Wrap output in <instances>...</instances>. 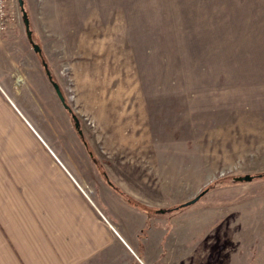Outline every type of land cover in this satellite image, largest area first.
I'll return each mask as SVG.
<instances>
[{
  "label": "rangeland",
  "instance_id": "obj_1",
  "mask_svg": "<svg viewBox=\"0 0 264 264\" xmlns=\"http://www.w3.org/2000/svg\"><path fill=\"white\" fill-rule=\"evenodd\" d=\"M23 6L28 40L17 0L2 32L23 35L29 52L11 93L93 205L129 210L107 212L136 231L134 252L156 264H264V0ZM243 175L254 178L233 179Z\"/></svg>",
  "mask_w": 264,
  "mask_h": 264
},
{
  "label": "crops",
  "instance_id": "obj_2",
  "mask_svg": "<svg viewBox=\"0 0 264 264\" xmlns=\"http://www.w3.org/2000/svg\"><path fill=\"white\" fill-rule=\"evenodd\" d=\"M25 35L28 40L26 28ZM21 53H29L23 35L0 33V264H156L133 250L136 231L132 237L130 227L107 212L115 202L128 212L122 201L110 199L108 207L103 201L99 208L96 199L102 219L77 188L75 174L39 144L30 114L9 87Z\"/></svg>",
  "mask_w": 264,
  "mask_h": 264
},
{
  "label": "water",
  "instance_id": "obj_3",
  "mask_svg": "<svg viewBox=\"0 0 264 264\" xmlns=\"http://www.w3.org/2000/svg\"><path fill=\"white\" fill-rule=\"evenodd\" d=\"M17 1H18V5L20 7L21 13H22V17H23L24 25H25V28H26V31H27V35H28V37H30L31 32L29 31V21H28V18H27L26 11L24 10L23 0H17ZM33 50L39 51V47L36 44H33ZM43 67L45 69V74H46V76L48 78V81L52 85V87H53V89H54L57 97L59 98L61 104L63 105V107L68 112H70V109L68 108L67 104L65 103L64 98H63V96H62V94L60 92V89H59L58 85L51 79V75H50L49 71L46 69V64L45 63L43 64ZM72 118L74 120V127H75V129L77 130L78 134L81 135V131L78 128L79 122H78L77 118L75 116H73ZM257 177H261V176L258 175ZM253 178H254V176H251V175H243V176H236L233 179L235 181H237V182H249ZM201 195L202 194H199V195L195 196L193 199H191L190 201H187V202L181 204L179 207H185V206L194 204L195 202L198 201V199L200 198ZM175 209H177V207ZM171 210L172 209H167V210L166 209H160V210H158V213H165V212H169Z\"/></svg>",
  "mask_w": 264,
  "mask_h": 264
},
{
  "label": "built area",
  "instance_id": "obj_4",
  "mask_svg": "<svg viewBox=\"0 0 264 264\" xmlns=\"http://www.w3.org/2000/svg\"><path fill=\"white\" fill-rule=\"evenodd\" d=\"M12 11L8 9V0H0V33H2L7 24L13 19Z\"/></svg>",
  "mask_w": 264,
  "mask_h": 264
},
{
  "label": "bare ground",
  "instance_id": "obj_5",
  "mask_svg": "<svg viewBox=\"0 0 264 264\" xmlns=\"http://www.w3.org/2000/svg\"><path fill=\"white\" fill-rule=\"evenodd\" d=\"M186 260H188V259H186ZM232 264V263H231ZM234 264V263H233ZM237 264H239V263H237Z\"/></svg>",
  "mask_w": 264,
  "mask_h": 264
},
{
  "label": "trees",
  "instance_id": "obj_6",
  "mask_svg": "<svg viewBox=\"0 0 264 264\" xmlns=\"http://www.w3.org/2000/svg\"><path fill=\"white\" fill-rule=\"evenodd\" d=\"M260 176H264V175H260Z\"/></svg>",
  "mask_w": 264,
  "mask_h": 264
}]
</instances>
